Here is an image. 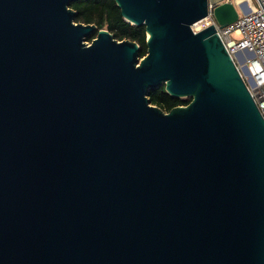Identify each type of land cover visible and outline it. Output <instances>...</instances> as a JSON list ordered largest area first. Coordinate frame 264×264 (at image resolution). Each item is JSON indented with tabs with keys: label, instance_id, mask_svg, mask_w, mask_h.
<instances>
[{
	"label": "water",
	"instance_id": "obj_1",
	"mask_svg": "<svg viewBox=\"0 0 264 264\" xmlns=\"http://www.w3.org/2000/svg\"><path fill=\"white\" fill-rule=\"evenodd\" d=\"M70 2L0 0V264H264V116L209 0H116L143 56Z\"/></svg>",
	"mask_w": 264,
	"mask_h": 264
},
{
	"label": "built area",
	"instance_id": "obj_2",
	"mask_svg": "<svg viewBox=\"0 0 264 264\" xmlns=\"http://www.w3.org/2000/svg\"><path fill=\"white\" fill-rule=\"evenodd\" d=\"M225 1L236 2V0H221L214 4L209 0V14L194 23L193 29L197 32L212 23L215 25L264 116V0H255V6L248 0H240L243 12H239L235 21L222 26L214 14V7ZM198 23L202 24L196 27Z\"/></svg>",
	"mask_w": 264,
	"mask_h": 264
},
{
	"label": "trees",
	"instance_id": "obj_3",
	"mask_svg": "<svg viewBox=\"0 0 264 264\" xmlns=\"http://www.w3.org/2000/svg\"><path fill=\"white\" fill-rule=\"evenodd\" d=\"M70 6L77 11L75 21L94 23L98 29L106 28L118 40L131 39L141 46V56L147 52V31L144 24L138 25L128 21L122 14L116 0H71ZM97 33V32H96ZM94 33L88 38L91 41ZM151 103L169 111L178 105H186L191 97H176L167 92L165 85L149 91Z\"/></svg>",
	"mask_w": 264,
	"mask_h": 264
},
{
	"label": "rangeland",
	"instance_id": "obj_4",
	"mask_svg": "<svg viewBox=\"0 0 264 264\" xmlns=\"http://www.w3.org/2000/svg\"><path fill=\"white\" fill-rule=\"evenodd\" d=\"M242 1H244V0H242ZM242 1H240V0H236V2H235L236 5H237V8H238V10H239L240 13L243 12V11L241 10V6H240V3H241ZM248 2H249V3H252L253 6L256 5V1H255V0H248ZM201 24H202V23H200V24L198 23V25H196V27L199 26V25H201ZM88 41H89V40H88Z\"/></svg>",
	"mask_w": 264,
	"mask_h": 264
}]
</instances>
